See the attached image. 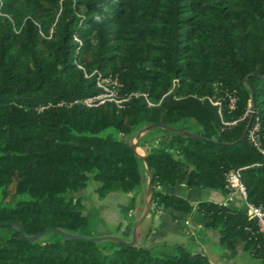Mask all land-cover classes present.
<instances>
[{"label":"trees","instance_id":"trees-1","mask_svg":"<svg viewBox=\"0 0 264 264\" xmlns=\"http://www.w3.org/2000/svg\"><path fill=\"white\" fill-rule=\"evenodd\" d=\"M99 74L137 95L73 101L99 90ZM153 122L171 128L138 136L144 160L131 143ZM256 123L264 149V0H0V264H217L183 243L94 232L97 210L74 192L92 176L98 197L143 194L146 163L150 204L197 209L221 242L264 264L244 206L160 188L226 193L238 169L247 200L264 206Z\"/></svg>","mask_w":264,"mask_h":264},{"label":"crops","instance_id":"crops-1","mask_svg":"<svg viewBox=\"0 0 264 264\" xmlns=\"http://www.w3.org/2000/svg\"><path fill=\"white\" fill-rule=\"evenodd\" d=\"M143 133V132H142ZM138 137H134L133 141H136ZM162 142V141H161ZM147 145V144H146ZM142 144H135V151L141 155L145 154V146ZM148 173L146 171V180L143 194L138 193V199L132 197V192H127L130 197L128 205H124L122 210L124 211L125 217L123 220L117 218L118 224L114 229H107L103 231V235H110L113 237L121 238L126 241L140 242L141 244H160V243H171L175 240L185 244L191 250L203 251L206 255L208 252H212V243L225 245L220 240L219 232L216 228L206 226L204 218L200 211L194 209L189 214H185L184 211L176 210L168 206L159 205L154 207L152 204L147 206V190L146 185L148 181ZM160 188L165 191L174 192L181 196H184L192 203H196L201 199H210L221 201L225 198L226 193L220 191L219 189L209 188V187H199V188H187L183 184L180 185H161ZM136 200V201H135ZM234 204L243 206V201L240 197H235L233 200ZM148 207V208H147ZM113 213H117V209L113 207L110 209ZM117 216V215H116ZM149 217L148 221L143 224L146 217ZM201 233L202 237L197 235ZM186 234V235H185ZM102 235V234H101ZM181 236L183 238L177 237L174 239L173 236ZM190 237L193 240V244L190 246L186 240H183L185 236ZM223 253L228 255L227 262H234L233 258L235 253L242 247L239 243L235 247L231 248L227 245ZM171 250V248L167 247ZM215 255V254H214ZM218 261L209 258L210 261L217 264H228L222 261V256Z\"/></svg>","mask_w":264,"mask_h":264},{"label":"rangeland","instance_id":"rangeland-1","mask_svg":"<svg viewBox=\"0 0 264 264\" xmlns=\"http://www.w3.org/2000/svg\"><path fill=\"white\" fill-rule=\"evenodd\" d=\"M97 183H98L97 179H95L92 176H89L86 185L82 189H79L77 192H74V194H78V193L81 194L82 196L81 200L83 204L86 205V209L91 211L97 210L98 219L96 220L94 225V232L98 235L101 234L103 235V231H106L107 229L112 230L115 228V226L118 224L117 218L123 220L126 217L128 219L127 216H124L125 214L122 208L124 205L126 204L128 205L130 197L128 196L127 192L122 190H110L103 197H98L97 191L95 189ZM135 198L138 199V195H135ZM113 207L117 209L116 214L113 213L112 210H110L113 209ZM148 219L149 217L147 216L143 221V224H145V222H147ZM197 235L202 237L201 233H197ZM173 237H175L174 239H177V237L183 238L182 235L173 236ZM183 240H186L188 242V245L190 246L193 244V240L190 237L188 238V235L187 237L185 236ZM174 242H178V240H175ZM223 249L227 250L225 245L212 243L211 250L214 253L208 252V255L206 256L208 257V259L212 258L215 261L221 259V258H217L215 255H218V257L222 256V261H224L225 263H230L227 262L228 255L227 254L224 255ZM233 261L244 264H258V260L251 257L243 247H241L238 250V252L235 253Z\"/></svg>","mask_w":264,"mask_h":264},{"label":"built area","instance_id":"built-area-1","mask_svg":"<svg viewBox=\"0 0 264 264\" xmlns=\"http://www.w3.org/2000/svg\"><path fill=\"white\" fill-rule=\"evenodd\" d=\"M97 86L99 90L95 93L75 98L73 101L82 102L86 105L92 106L104 101H114L117 105H120L123 101L127 100L131 95H137V92L131 91L127 94L120 95L117 90L118 81L115 78L109 76H103L99 74L96 78ZM151 104L152 101L148 100ZM63 101L58 102L59 104ZM71 103V102H70ZM234 99L230 101V106L233 107ZM257 129V123L249 130L250 138L258 146L257 136L255 130ZM259 147V146H258ZM260 148V147H259ZM261 151L264 149L260 148ZM225 186L227 188L226 196L220 202L226 204L228 202L233 203L235 197H240L243 201L245 209L253 216L257 222L259 230L264 233V206L260 204H254L249 202L246 198L245 186L241 180L240 172L238 169H231L225 174Z\"/></svg>","mask_w":264,"mask_h":264},{"label":"water","instance_id":"water-1","mask_svg":"<svg viewBox=\"0 0 264 264\" xmlns=\"http://www.w3.org/2000/svg\"><path fill=\"white\" fill-rule=\"evenodd\" d=\"M156 125H159V126H163V127H165V128H171L169 125H167L166 123H150V124H148V125H146L145 127H143L138 133H137V135H136V137H138L143 131H145L146 129H148V128H150V127H153V126H156ZM245 131H246V129L243 131V133H242V136L245 134ZM192 134H194V135H198V134H196V133H193V132H191ZM241 136V137H242ZM131 146H135V141H132V143H131ZM143 157V159L145 160V156L143 155L142 156ZM145 163H146V161H145ZM146 170H147V173H148V181H147V185H146V190H147V194H148V198H147V206H148V204H149V199H150V190H151V172H150V169H149V166H148V164L146 163ZM234 207H235V205H233ZM148 208V207H147ZM37 234H35V235H33L32 237H34V236H36ZM104 236H110V235H104ZM128 242H133V241H128Z\"/></svg>","mask_w":264,"mask_h":264}]
</instances>
